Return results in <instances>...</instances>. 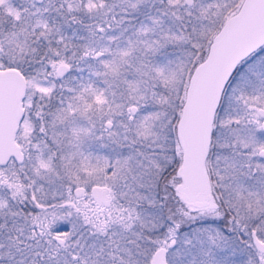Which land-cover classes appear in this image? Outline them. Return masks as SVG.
<instances>
[{
  "label": "snow or ice",
  "instance_id": "obj_1",
  "mask_svg": "<svg viewBox=\"0 0 264 264\" xmlns=\"http://www.w3.org/2000/svg\"><path fill=\"white\" fill-rule=\"evenodd\" d=\"M0 264H264V0H0Z\"/></svg>",
  "mask_w": 264,
  "mask_h": 264
}]
</instances>
